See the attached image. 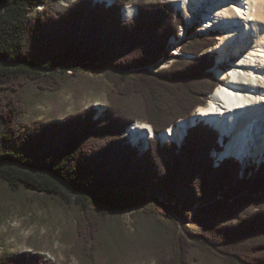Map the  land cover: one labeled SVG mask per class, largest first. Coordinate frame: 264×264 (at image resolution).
Wrapping results in <instances>:
<instances>
[{
    "label": "trees",
    "instance_id": "obj_1",
    "mask_svg": "<svg viewBox=\"0 0 264 264\" xmlns=\"http://www.w3.org/2000/svg\"><path fill=\"white\" fill-rule=\"evenodd\" d=\"M129 3L136 16L123 20ZM182 22L169 0H0V184L74 205L82 264L136 260L142 248L155 264H264V164L242 175L234 158L214 166L218 133L202 122L179 147L149 139L141 152L123 135L136 121L159 134L217 88L215 34L184 43L193 58L149 69L172 57L165 46ZM84 73L111 85L103 113L90 106L27 132L31 93L71 88ZM126 211L152 229L123 247L104 223ZM0 264L55 263L26 252Z\"/></svg>",
    "mask_w": 264,
    "mask_h": 264
},
{
    "label": "rangeland",
    "instance_id": "obj_2",
    "mask_svg": "<svg viewBox=\"0 0 264 264\" xmlns=\"http://www.w3.org/2000/svg\"><path fill=\"white\" fill-rule=\"evenodd\" d=\"M101 2L106 6H111L115 0H92L93 4ZM172 4L173 0H171V5ZM123 8L121 12L123 20H129L136 16V14H132L129 18H125L123 15ZM37 9H41V6H37ZM181 14L180 16L183 19ZM196 17L198 19L195 20L196 22L189 24L183 20L182 24H179L181 26H178L177 33L169 37L165 46V50H167L172 57H167L163 60L160 59L158 64L151 68V71H160L169 68L175 60V57L186 58L181 51V47L194 36L201 37L210 35L208 31H203L202 28H200L202 27L201 25L203 21L198 14ZM216 31V44H218L220 35L222 34L219 33L218 30ZM216 44L214 46H216ZM214 46L208 49V52L211 53L214 58V66L209 69V72L216 77L220 84L222 80L217 78L214 70L216 67V52H214ZM230 57L231 59L229 62L227 59L223 60L221 69L227 71L232 67L230 65L231 62H237L239 60L233 55ZM190 58H193V56ZM110 88V83L104 79V76L101 73H84L77 78L75 82L73 81V86L71 88L59 92L34 91L30 95L31 99L27 104L22 119V125L26 128L27 132H32L47 123L60 122L66 115H69L78 109L88 108L90 106L96 108L95 117L97 118L107 108L108 92ZM34 93H36V96L33 95ZM137 122L140 121H136V123L134 122L132 126L137 124ZM200 122L207 125L205 121L199 120L193 126L188 128H192ZM210 127L212 128V126ZM123 135L127 141L134 143L130 139V135L127 131ZM148 139L158 140L152 136ZM148 139L146 140L147 143L149 142ZM229 140L224 141L223 145L227 144ZM137 141L138 142L135 143V145L138 146L139 144L141 146L142 143H144L143 138H140ZM168 142L173 141L168 140ZM223 145L218 144V152L224 149H220V146ZM214 152L215 151H212L211 154L217 159V161H219L220 158L215 156L217 152ZM229 158L236 159L234 156ZM256 159H249L246 164H250L251 166L258 162L262 163L264 158ZM77 216L78 211L72 204H62L56 200L50 201L42 195H36L31 192H13L0 184V258L15 257L22 253L29 252L31 254H41L46 260H50L55 264H82L80 256L77 253L79 249ZM139 217L140 216L133 211H126L117 218L114 217L107 219L104 223V230H112L115 233L122 231L124 239L123 247H126L131 242H134V239L137 237L135 233H138L141 228L146 236L149 235V230L152 229V223L150 221L145 222L143 225L139 223L140 226L135 225V218ZM153 240L156 241V244L159 243L157 242V238ZM110 264H155V261L151 252L142 248V252L141 254H138L136 260L129 259L128 257L124 259L123 257L121 263L112 262Z\"/></svg>",
    "mask_w": 264,
    "mask_h": 264
},
{
    "label": "bare ground",
    "instance_id": "obj_3",
    "mask_svg": "<svg viewBox=\"0 0 264 264\" xmlns=\"http://www.w3.org/2000/svg\"><path fill=\"white\" fill-rule=\"evenodd\" d=\"M173 4L174 14L180 10L187 23L196 22L198 14L203 21L200 27L203 31L218 30L222 34L214 46V70L222 82L210 94L207 104L197 107L188 119H180L159 134L149 124L137 122L127 133L134 143L143 138L144 143L138 148L144 152L148 145L146 140L151 136L160 141L182 142L188 127L199 120L205 121L218 130L220 136H230L224 149L215 156L236 157L242 162V175L245 167L250 166L246 164L249 159L264 158V0H173ZM135 12L132 4L123 8L125 18ZM232 55L239 60H232V67L227 71L221 69L223 60H230ZM220 161L214 157V166Z\"/></svg>",
    "mask_w": 264,
    "mask_h": 264
},
{
    "label": "water",
    "instance_id": "obj_4",
    "mask_svg": "<svg viewBox=\"0 0 264 264\" xmlns=\"http://www.w3.org/2000/svg\"><path fill=\"white\" fill-rule=\"evenodd\" d=\"M193 57H194V56H193ZM188 129H189V128L186 129L185 135H186ZM185 135L183 136L182 140H184ZM172 141H173L174 143H176L178 146H180V145L182 144V142H183V141H182V142H176V141H174V140H172ZM164 142H165V141H161V143H164Z\"/></svg>",
    "mask_w": 264,
    "mask_h": 264
}]
</instances>
